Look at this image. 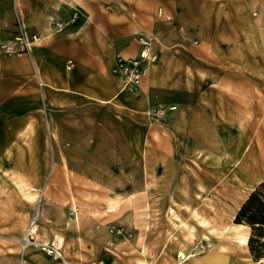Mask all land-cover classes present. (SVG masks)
Returning <instances> with one entry per match:
<instances>
[{"label":"crops","instance_id":"1","mask_svg":"<svg viewBox=\"0 0 264 264\" xmlns=\"http://www.w3.org/2000/svg\"><path fill=\"white\" fill-rule=\"evenodd\" d=\"M13 5L37 38L29 57L1 50L14 36ZM142 36L157 59L130 87L113 69L117 57L138 56ZM256 79L264 80V0H0V233L22 234L33 192L43 189L37 238L55 244L61 236L63 255L83 254L77 232L50 218L77 207V183L97 186L93 176L132 172L144 153L150 173L154 159L171 169L176 141L185 138L194 153L219 159L220 148L209 144L224 135L247 141L237 123L253 106H237L238 96L250 104ZM238 147L227 145L228 158ZM247 149L234 172L250 193L264 179V149ZM73 223L78 229V216ZM18 253L16 244L0 243V264H18ZM21 264L63 263L29 248Z\"/></svg>","mask_w":264,"mask_h":264},{"label":"rangeland","instance_id":"2","mask_svg":"<svg viewBox=\"0 0 264 264\" xmlns=\"http://www.w3.org/2000/svg\"><path fill=\"white\" fill-rule=\"evenodd\" d=\"M253 82L260 88L259 93L252 95L248 105L239 100L240 96L237 103V106H253L245 112L247 118L237 123L243 125L247 141L241 144L234 140L228 142L224 135L220 142L209 144L210 148H220L219 159H216V155L213 158L208 150L194 153L193 143L185 138L176 141L177 148L168 164L171 169H165L166 163L161 164L154 159L156 170L150 173L148 166L152 162L144 158V153L134 162L135 170L132 172L109 174L103 178L93 176L95 179L91 182H97V186L78 182L77 207L70 212L54 209L50 213L57 227L64 232L75 231L80 237L78 243L83 254L70 255V258L63 255L64 258L70 264H110L111 258L116 261L115 264H177V250L185 248L184 251L192 252L195 257L183 264H213L205 259L214 254L223 259L221 263L214 264H264V261L252 260L247 245L242 247L234 242L236 240L230 237L231 230L218 235L224 226L233 224L237 207L249 193L245 187L246 180L234 171L245 157L247 148L253 152L264 149V108L261 111L254 107L260 104L264 106V80L256 79ZM167 110L174 111L175 107ZM154 115L162 120L166 116V109L159 107ZM234 131L231 135L239 133L240 129ZM227 145L231 149L241 145L242 151L238 147L240 153L236 159L228 158L227 154L231 153L227 151ZM37 191L33 192L35 198ZM35 198L32 199L31 211ZM213 212L219 215L214 216ZM175 213L194 231V237L188 236V228L176 223ZM208 215H211V220ZM76 216L79 217L78 229L73 223ZM201 221L205 224H201ZM245 230L241 231L249 237L250 229ZM19 237L0 233V243L17 245L15 240ZM63 242L61 236L56 237L55 244L50 241L55 246H61ZM73 248L76 252L77 249ZM68 249L71 251L72 246H66V251ZM21 259L19 249L18 264H21Z\"/></svg>","mask_w":264,"mask_h":264},{"label":"built area","instance_id":"3","mask_svg":"<svg viewBox=\"0 0 264 264\" xmlns=\"http://www.w3.org/2000/svg\"><path fill=\"white\" fill-rule=\"evenodd\" d=\"M14 16V36L11 40L5 41L1 45V50L5 54L25 55L29 57L30 46L37 40L35 36H29L22 23L18 8L13 5ZM162 14L161 10H158V15ZM138 42L140 44V51L135 58L123 59L117 57V63L113 72L118 76L124 78L127 85L130 87L138 86L142 79L148 73V64L155 62L157 59L156 54L150 52V39L146 37H139ZM161 112H158V114ZM44 207V192L43 189L37 191L33 209L28 218L27 224L22 235L15 240L20 253L24 255L25 250L29 247H36L43 251L47 256H50L59 261H65L60 246H55L53 243L39 240L36 236L39 224L42 218V210ZM22 261V259H21ZM95 264H105L103 262Z\"/></svg>","mask_w":264,"mask_h":264},{"label":"trees","instance_id":"4","mask_svg":"<svg viewBox=\"0 0 264 264\" xmlns=\"http://www.w3.org/2000/svg\"><path fill=\"white\" fill-rule=\"evenodd\" d=\"M234 224L250 229L248 251L254 262L264 258V179L241 204L233 219Z\"/></svg>","mask_w":264,"mask_h":264},{"label":"bare ground","instance_id":"5","mask_svg":"<svg viewBox=\"0 0 264 264\" xmlns=\"http://www.w3.org/2000/svg\"><path fill=\"white\" fill-rule=\"evenodd\" d=\"M152 63H154V62H150V64H152ZM147 76V75H146ZM214 216H217V215H215V214H213ZM230 217V216H229ZM176 219H177V217H176ZM179 220V219H178ZM201 224H205V222L204 221H201ZM180 227H184V228H188L190 231H189V234H188V236H190V237H194V231L190 228V227H188V225L185 223V222H183V221H181V220H179V224H178ZM182 229V228H181ZM242 229H246V230H249V228L246 226V225H242V224H232V225H230V226H224L222 229H220L219 230V236L223 233V231H229V230H231L232 232L230 233V237L232 238V239H234V240H236V241H234V242H236V243H238L240 246H242V247H245L246 245H247V243H248V235H247V233H244V232H242L241 230ZM245 230V231H246ZM244 231V230H243ZM224 236V235H223ZM224 239H225V237H224ZM229 239V238H228ZM29 248H33V247H29ZM28 248V249H29ZM27 249V250H28ZM25 252H26V250H25ZM25 252H24V254H25ZM177 256H178V261H177V264H183V263H185L186 261H188V260H190L191 258H193V257H195V255L192 253V252H190V251H188V252H186V251H184V250H182V249H178L177 250ZM64 262L66 263V264H70L67 260H66V258H64ZM205 260H208L207 262H210V263H221L222 262V260L223 259H221L220 258V256L219 255H216V254H214V255H209ZM193 261V260H192ZM261 261H264V258L261 260ZM204 262H202V264H203Z\"/></svg>","mask_w":264,"mask_h":264}]
</instances>
